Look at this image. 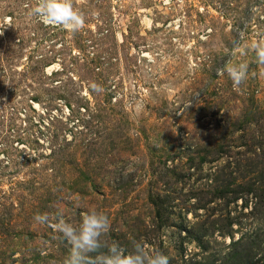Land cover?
Listing matches in <instances>:
<instances>
[{"label":"rangeland","instance_id":"374dc122","mask_svg":"<svg viewBox=\"0 0 264 264\" xmlns=\"http://www.w3.org/2000/svg\"><path fill=\"white\" fill-rule=\"evenodd\" d=\"M35 5L0 0V264H64L71 245L33 220L57 207L71 223L102 211L109 242L145 240L172 259L181 221L199 227L227 212L221 201L196 208L185 194L213 191L216 174L242 182L253 166L264 171L250 148L264 141V65L248 47L264 39V0H73L85 17L75 33L44 25ZM229 60L249 64L238 87L218 72ZM223 144L229 152L201 172L177 185L166 176V166L184 169ZM151 187L175 198L166 230L149 227ZM248 199L245 212L257 202ZM257 231L263 211L235 239ZM12 238L21 239L13 254ZM203 241L207 250L187 242L186 257L222 256L231 238Z\"/></svg>","mask_w":264,"mask_h":264},{"label":"trees","instance_id":"16d2710c","mask_svg":"<svg viewBox=\"0 0 264 264\" xmlns=\"http://www.w3.org/2000/svg\"><path fill=\"white\" fill-rule=\"evenodd\" d=\"M56 27L58 26H49ZM39 99V98H34ZM68 106L72 107L71 103H67ZM241 127V126H239ZM243 127V126H242ZM255 138V137H254ZM246 139V137L244 138ZM243 143V140L240 142ZM250 148L254 152H258V156H263L264 158V141L256 140ZM205 151V150H204ZM225 152H229L227 146L224 144L221 145L218 150L213 152L201 151L198 152L196 156H190L187 159V165L184 169H179L178 165H173L171 168L166 166V176L173 179V183L176 185L181 181H184V177H191L194 173L201 172L203 165L207 162H213L220 159ZM215 154L210 157V154ZM176 157L174 155L170 156L169 159L174 160ZM168 158L164 160L165 165L167 164ZM262 164L261 162H256V164ZM255 164V165H256ZM250 172L254 173L252 179H245L242 182H238L235 176H231L225 181L220 182V175L216 174L212 179L216 184V188L213 191H207L204 189H191L186 195L185 202L190 199H195L198 203L196 208L206 206L209 203L215 201H221L224 205L226 213L220 214L215 217L210 223L203 222L199 227L190 226L188 223H179L178 230V246H177V255L170 259V264H264V232L257 231L251 234H243L238 239H235V232L241 229L244 219L249 218L250 216L256 218L260 216L262 211L264 212V171L261 169L252 167ZM167 184L170 182L166 181ZM172 183V182H171ZM153 188H150L149 201L151 206H153V216L154 220L153 225H150V228L155 230H166L170 225V220L172 215L175 213V198L170 193L162 194L161 192H153ZM210 194L208 199L201 203L202 200ZM250 197H255L256 203L254 206H250V210L245 212V209L249 207ZM238 200H242L240 205V211L238 214L232 215L230 206L231 204L237 203ZM229 208V209H228ZM185 219V217H184ZM156 222V223H155ZM235 226H239L235 228ZM153 231V230H152ZM219 233L221 236H228L231 238V242L227 247V251L222 256L203 255L202 258L198 259L197 255L192 257H186V243L187 242H197L203 250L209 248L208 242L205 243L203 240L205 237L212 236L215 233ZM12 244L8 245L10 247L11 253L17 251V245L21 242V239L12 238ZM145 242V240H144ZM124 245H120L126 249H130L131 243L123 241ZM122 244V243H121Z\"/></svg>","mask_w":264,"mask_h":264},{"label":"clouds","instance_id":"9594fccd","mask_svg":"<svg viewBox=\"0 0 264 264\" xmlns=\"http://www.w3.org/2000/svg\"><path fill=\"white\" fill-rule=\"evenodd\" d=\"M31 14L44 25L63 27L73 33L85 26V17L74 8L73 0H36ZM248 47L255 53V62L264 65V39L253 40ZM218 72H226L233 87H238L248 76L249 64L229 60ZM33 220L62 233L71 245L64 264H170L169 255L142 241H132L130 250L109 242L106 239L111 227L109 217L95 208L83 212L79 223L66 220L64 210L59 207L54 214L37 213Z\"/></svg>","mask_w":264,"mask_h":264}]
</instances>
